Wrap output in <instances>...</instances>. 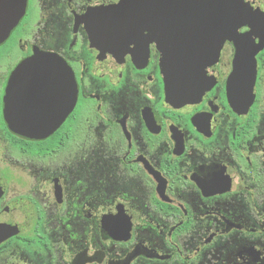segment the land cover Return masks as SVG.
I'll return each instance as SVG.
<instances>
[{
	"label": "flooded vegetation",
	"instance_id": "1",
	"mask_svg": "<svg viewBox=\"0 0 264 264\" xmlns=\"http://www.w3.org/2000/svg\"><path fill=\"white\" fill-rule=\"evenodd\" d=\"M36 52L70 78L17 75ZM164 60L201 95L172 104ZM1 216L0 264H264V0H26L0 43Z\"/></svg>",
	"mask_w": 264,
	"mask_h": 264
},
{
	"label": "water",
	"instance_id": "2",
	"mask_svg": "<svg viewBox=\"0 0 264 264\" xmlns=\"http://www.w3.org/2000/svg\"><path fill=\"white\" fill-rule=\"evenodd\" d=\"M26 9V0H0V43L4 42L13 28L18 24L20 19L24 16ZM47 53H35L33 58L23 62L16 70L17 75L23 76L22 73L27 70H60V74L55 76L61 80L70 78V68L61 59L51 58ZM183 61L167 60L163 62L164 70L167 72V97L172 104H178L188 101L187 99L193 96L201 95L205 84H198L202 77H186L178 76V71L182 68ZM167 65L168 66L166 68ZM191 82V83H190ZM193 85L191 86V84ZM63 86L61 93L71 96V102L74 104L76 97V87L74 82L71 84L61 83ZM199 85L198 87H193ZM191 88L187 91L186 88ZM16 228L13 227L5 216L0 217V242L16 233Z\"/></svg>",
	"mask_w": 264,
	"mask_h": 264
}]
</instances>
